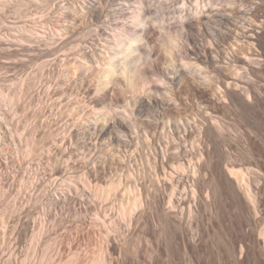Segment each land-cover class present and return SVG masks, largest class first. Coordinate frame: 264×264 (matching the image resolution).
<instances>
[{
  "label": "rangeland",
  "instance_id": "374dc122",
  "mask_svg": "<svg viewBox=\"0 0 264 264\" xmlns=\"http://www.w3.org/2000/svg\"><path fill=\"white\" fill-rule=\"evenodd\" d=\"M120 1L0 0V110L13 134L0 137L11 174L0 264H264V0ZM112 15L136 24L146 55L133 92L95 87ZM175 116L190 128L171 157ZM152 140L166 153L159 192ZM130 172L143 183L134 210ZM68 176L80 202L52 206Z\"/></svg>",
  "mask_w": 264,
  "mask_h": 264
},
{
  "label": "bare ground",
  "instance_id": "6f19581e",
  "mask_svg": "<svg viewBox=\"0 0 264 264\" xmlns=\"http://www.w3.org/2000/svg\"><path fill=\"white\" fill-rule=\"evenodd\" d=\"M123 1L127 2V0H121L118 4H121ZM195 13H196V10H195ZM69 16H70V14H68L66 16V18L69 17ZM114 20H115L114 15H112L111 17L105 16V21L107 22V25H103L105 29H98V34H97L96 39L99 41V43L101 45V50L103 52H105V54L107 55V62L106 63H104V62L102 63L103 60L101 58H98L96 60V63L98 64V67H97V85L95 87H96L97 91L103 92V91H105V88L108 85H111L113 83H119V84L123 85V88H125L126 90L133 92L135 90V88L138 86V84L136 85V81L135 80H136V76H137L136 75V71H137V69L139 67V62L141 60H143L146 55L144 54V52H141V50L143 48H141L137 44L139 35H138V31H136V29H138L136 27V24H133V27H130L128 30H126V29H123L122 26H120V23L118 21H114ZM109 21L112 22V23H108ZM170 44L173 45V46H176V41H174L173 39H169V45ZM188 55H190V53ZM174 58H175V56H174ZM183 58L184 57H180V60H183ZM197 61H199V58H198ZM189 65L190 64L188 62H185V67L190 68ZM168 79H170V78L168 77ZM141 85H143V84H140L139 86H141ZM0 95H2V94L0 93ZM5 99H7V98L5 97ZM8 100L11 101L12 97L8 98ZM160 107H161L160 115L168 114L167 112L171 110L170 106H160ZM155 110H157V109H155ZM8 119H10V117L6 114V112H3V111L0 110V137L4 138L5 140H10V142H12L11 141V140H13L12 131L10 129H7L9 127H6V129H4V127H3L4 126V124H3L4 121L6 122ZM173 119L174 120H173V123L171 124V129L173 130L174 134L171 133L169 138H171L170 142H172V143L175 142L176 146H172V148H170L167 151L168 155H170L171 157L180 156V155H183L185 153L184 146L180 145L178 142H179V139L181 138L182 132L183 131L184 132H188V128H190L188 123L186 124L185 121L182 122V119H181L180 116H175V117H173ZM169 122H170V119L168 117L167 125L170 124ZM6 124L12 125L11 123H6ZM117 125L123 131H130L131 128H132L131 123H129L125 119L118 121ZM109 127L110 128H114L115 124H111ZM169 128H170V126H169ZM169 131H170V129H169ZM101 136H102V134H101ZM65 140H68V138H64L63 142ZM69 140H72V137H69ZM148 145H150L149 147H150L151 150L149 149V151H151L150 153L154 155L153 158L155 160V165H156L155 169L153 170L154 171L153 178L152 179L150 178L149 180L152 183V186L154 187V190L156 192H159L160 190H162L161 187H162L163 180L165 179V177H164L165 175L159 173L157 164L160 163L159 166L164 167L162 162H163L164 158L166 157V153H165V149H164V151H162V153L157 151V148L154 146L153 140H152V143L149 142ZM185 148H186V146H185ZM70 158H72V157H70V155H67V159L69 160ZM4 161L7 162V160H4ZM4 161L2 160V158L0 156V186L1 187L6 186L7 182L11 178V174H9V173L5 174L3 172V169H6V166H7V163H5ZM146 163H148V165H149L148 155H146ZM143 166H144V164H143ZM173 167L175 169H181V170L184 168L183 165L180 164V163H178V165H175ZM12 172H13V174L15 173L14 169L12 170ZM130 173H129L130 174L129 177H127V178L130 179L129 182H127L126 184L123 183L124 185H122V184H120L122 182V180H121L120 183H118V184L123 186V193H125V195H129V197H127L129 199V202L128 201L127 202H128L130 207L126 208V207L123 206L124 207L123 209L126 208V209L134 210L135 208L139 207V205L141 204V195H142V190H143V188H142L143 183L139 182V180L134 175L135 173H133V174H132V172H130ZM127 178H126V180H127ZM68 180L72 181L71 177L68 176V177H66L65 179L62 180V182L68 186V190L67 191H63V194H59L56 191H55L56 192L55 194H54V192H52V196H50V199L48 198L49 199V203L52 206H59V205H62V204H66L68 202L72 203V201L74 203L80 202V200L77 197H74L73 195H71L70 192L73 191L72 190L73 188L70 185V182L68 184V182H67ZM113 186L115 187V183L111 184L110 188L113 187ZM117 187L121 188L120 186H117ZM3 190H5V188ZM2 192H4V191H2ZM75 194H76V192H75ZM93 194L95 196H97V190H94ZM106 195H107V193H106ZM128 212H130V211H128ZM80 219H82V218H80ZM7 225H6V227H7ZM79 225H81V222H80ZM5 231L6 230H4V232ZM98 262L100 264H106V260H105L104 257L98 258Z\"/></svg>",
  "mask_w": 264,
  "mask_h": 264
}]
</instances>
